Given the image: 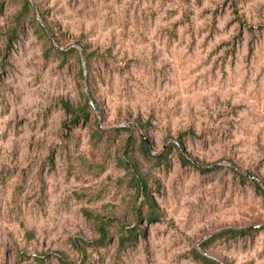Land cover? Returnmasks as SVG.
Returning a JSON list of instances; mask_svg holds the SVG:
<instances>
[{
  "label": "rangeland",
  "instance_id": "374dc122",
  "mask_svg": "<svg viewBox=\"0 0 264 264\" xmlns=\"http://www.w3.org/2000/svg\"><path fill=\"white\" fill-rule=\"evenodd\" d=\"M0 264H264V0H0Z\"/></svg>",
  "mask_w": 264,
  "mask_h": 264
},
{
  "label": "trees",
  "instance_id": "16d2710c",
  "mask_svg": "<svg viewBox=\"0 0 264 264\" xmlns=\"http://www.w3.org/2000/svg\"><path fill=\"white\" fill-rule=\"evenodd\" d=\"M87 105H89L88 102L86 103V106ZM72 111H74L76 114H78V113L80 114V112L82 113L84 111V114H86L84 107H82L79 111H75V110H72ZM142 142L144 143L145 146H148L145 140H142ZM183 159L186 160L185 158H183ZM138 186H140L139 183H138ZM143 187L146 188V185L144 184ZM146 204L149 207L148 208V214L147 215L149 216V219H151V218L154 217V215L156 213L155 208H154L156 206L155 205L156 203H155L154 199L150 195H148V194L146 195ZM130 232H131L130 235H132L133 234V231H130ZM228 232L233 233L235 231L234 230H230ZM134 236H135V234H134Z\"/></svg>",
  "mask_w": 264,
  "mask_h": 264
}]
</instances>
